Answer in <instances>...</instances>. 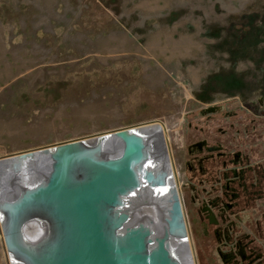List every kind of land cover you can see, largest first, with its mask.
<instances>
[{"label":"rangeland","instance_id":"rangeland-1","mask_svg":"<svg viewBox=\"0 0 264 264\" xmlns=\"http://www.w3.org/2000/svg\"><path fill=\"white\" fill-rule=\"evenodd\" d=\"M150 124L194 263L234 260L244 240L264 264V0H0V160ZM211 147L233 159L209 164L233 183L213 193L241 196L216 213L219 237L199 213L214 186L188 168ZM0 264H13L1 218Z\"/></svg>","mask_w":264,"mask_h":264},{"label":"water","instance_id":"water-1","mask_svg":"<svg viewBox=\"0 0 264 264\" xmlns=\"http://www.w3.org/2000/svg\"><path fill=\"white\" fill-rule=\"evenodd\" d=\"M143 135L124 129L88 147L71 142L0 160V208L43 227L32 247L4 231L9 255L23 264H184L164 232L134 215L145 199L169 201L162 213L187 248L172 179L150 170L158 141Z\"/></svg>","mask_w":264,"mask_h":264},{"label":"bare ground","instance_id":"bare-ground-1","mask_svg":"<svg viewBox=\"0 0 264 264\" xmlns=\"http://www.w3.org/2000/svg\"><path fill=\"white\" fill-rule=\"evenodd\" d=\"M130 130H134L136 132L142 131L144 133L143 136L150 138L153 141L155 140L158 141V148L160 149V153L156 154V156L154 155V159L152 160V165L150 167V170H152V172L155 173L156 175L158 174L161 175V173H163V170H165V173L169 175V177H171L172 179L171 181L174 184V175L172 172V167L170 165L166 139L164 137V132L162 127L158 124H150L147 126L133 128ZM101 138L102 136H97L85 140L76 141V143L88 147L97 143ZM54 149L55 148L50 150H54ZM164 155L167 157V164L169 166L168 172H166V167L164 165V163H166L165 161L166 159L162 157ZM167 194L168 193H166V195ZM178 201L180 202L179 196H178ZM162 208L164 210L170 209L171 208L170 202L169 201L163 202L162 200L148 201L147 199H145L142 201V203L136 206V208L134 209V215L135 218L145 217L151 220L153 222V225L159 228L161 234H163L164 232L169 237L172 249H176V253L181 256V259L183 260L184 264H195L191 253L192 251L190 249L189 239H188L187 248H184L182 244L178 242L177 238L175 236H172L171 231L169 230L168 227L167 213H162ZM20 212L18 213L19 217L22 216V213H24V211L21 210ZM13 217L14 215H12L11 217L9 213L5 212L4 208L2 207L0 208L1 223L3 225L4 231L7 232L6 236L13 237L14 234H16V236H19V238L22 239V241H24L26 245L29 244V246L32 247V245L38 242L40 234L43 233V227L40 225V223L32 220L31 217H28L27 219H21L22 217H24L22 216L20 219L18 217V220L14 219ZM9 257L11 259V262H13V264H23L20 260H17L11 257L10 255Z\"/></svg>","mask_w":264,"mask_h":264},{"label":"flooded vegetation","instance_id":"flooded-vegetation-1","mask_svg":"<svg viewBox=\"0 0 264 264\" xmlns=\"http://www.w3.org/2000/svg\"><path fill=\"white\" fill-rule=\"evenodd\" d=\"M195 149L197 152L202 153L204 151V146L202 144H197ZM216 148H209L206 152V155H201V157L196 158L194 167L192 164H189V178L190 181L194 184H203V185H211L214 187H211L208 191L207 188H205V193L208 199L211 201L208 204L204 205V207L199 211L202 215V219L205 223L211 226H215L216 230L214 233L217 237L223 236L224 231H221L219 229V219L217 218L216 213H233L235 212V209L237 207L236 200L241 198V196H235L232 191H227L225 190L224 197L226 198L227 202L225 200H219V196H215L213 193L214 190H217L219 188V182L222 181L223 183L226 182V187H229L233 183L230 182V180L225 179V173H220V174H214L212 171L211 167L209 164L211 163L212 160L215 159H222L224 160L227 164H224L223 166L230 165L229 162L233 161V159L230 161V157L226 154L225 151L220 150V151H215ZM203 154V153H202ZM246 165V164H245ZM244 165V166H245ZM248 166V164L246 165ZM262 166V165H261ZM250 167V165H249ZM251 168V167H250ZM224 178V179H223ZM254 184V183H253ZM241 186L243 185L242 183L240 184ZM174 186L176 188L175 180H174ZM177 191V189H176ZM178 193V191H177ZM219 195V194H216ZM248 197V201L251 202H256L257 199H261V193H257L256 191H250L249 193L242 194ZM179 199H180V206L182 208V200L179 194ZM256 200V201H255ZM183 210V209H182ZM183 218H184V213H183ZM185 221V219H184ZM213 221V223L211 222ZM186 222V221H185ZM258 220L255 219V224L260 228V224L258 225ZM186 224V223H185ZM256 226V225H255ZM222 228V227H221ZM189 239V237H188ZM239 245L238 248L240 249L238 251V256L234 260H228V257L225 260V264H257L258 261H260L259 256L257 254L256 249L250 250L249 248L252 246H249V244H246V241L240 240L238 241ZM190 243V242H189ZM245 251V253H244Z\"/></svg>","mask_w":264,"mask_h":264}]
</instances>
